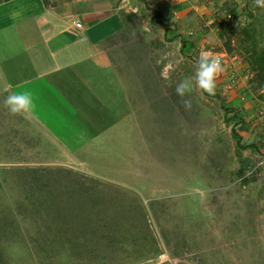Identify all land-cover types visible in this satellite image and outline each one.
Returning a JSON list of instances; mask_svg holds the SVG:
<instances>
[{"label": "rangeland", "instance_id": "1", "mask_svg": "<svg viewBox=\"0 0 264 264\" xmlns=\"http://www.w3.org/2000/svg\"><path fill=\"white\" fill-rule=\"evenodd\" d=\"M199 1L194 4L201 32L190 35L198 36L196 43L206 39L204 50L223 53L224 71L214 96L194 89L185 97L191 99L190 110L182 107L175 87L194 73L200 52L173 38L146 45L132 37L133 66L126 70L134 81L124 89L133 108L124 111L120 96L115 114L101 117L115 124L74 151L75 158L36 146L39 135L30 137L29 125L19 132L0 92V259L6 264H264V88L256 87L239 55L252 39L264 46V7L254 0ZM224 20L240 28L227 26L224 34ZM17 168L27 169L12 171ZM59 168L90 178L92 187L66 189L58 197L50 187L59 207L31 203L27 194L33 192V200L42 189L29 187L36 180L60 181L65 174L55 172ZM37 208L49 215L44 219L47 214ZM107 223L128 226L129 244L121 246L119 236L101 240L99 229L86 230ZM40 224L53 249L48 256L22 244L31 242L27 233ZM14 226L18 234L13 235ZM147 231L152 238L143 237ZM153 248L156 252H149Z\"/></svg>", "mask_w": 264, "mask_h": 264}, {"label": "crops", "instance_id": "2", "mask_svg": "<svg viewBox=\"0 0 264 264\" xmlns=\"http://www.w3.org/2000/svg\"><path fill=\"white\" fill-rule=\"evenodd\" d=\"M196 1L0 0V92L26 90L34 101L33 111L13 115L18 131L29 125L30 137L39 135L36 146L75 158L115 124L101 117L115 114L117 101L125 99L124 111L133 108L124 89L134 81L126 70L132 37L146 45L183 39L184 49L206 51V39L190 35L201 32Z\"/></svg>", "mask_w": 264, "mask_h": 264}, {"label": "trees", "instance_id": "3", "mask_svg": "<svg viewBox=\"0 0 264 264\" xmlns=\"http://www.w3.org/2000/svg\"><path fill=\"white\" fill-rule=\"evenodd\" d=\"M223 26H226V27H223ZM227 26L228 28H230L231 31L233 30H237V28H240V27H237V25H229L225 20L222 21V25L221 27H223V33L226 34L227 33ZM230 26V27H229ZM240 32L242 33H245L250 39H252V34L250 33V31L245 28V27H241V29L239 30ZM229 34V33H228ZM231 42V37L229 35V37L225 40V43L228 45L230 44ZM244 49H245V61L248 63V68L250 69V72L254 75V81L256 82V87L259 89V88H264V46L260 47L257 45V43L255 42V40H251L250 43H248L247 45L244 46ZM228 51H229V48H228ZM233 134L236 138V141H237V145L238 147H243L244 145L242 144L241 142V136L240 134L235 130L233 129ZM27 168H21V169H14L12 171H16V172H19V170H26ZM32 170V172H34L36 169H30ZM11 171V170H10ZM37 174H38V171H35ZM55 172H58V173H64L65 176L64 178H60L58 181L56 178H53L52 183L50 184H44L42 185V182H39L38 180H36L35 182V185L36 186H30L29 188H34V187H40L39 189H42L39 193V195H36L35 199L32 200V197H33V192L31 194H27L28 195V199L29 201H35L37 205L39 204H47V205H52V206H61L59 205L61 201H59L57 199L58 196L62 195V193L68 189V190H72V189H75V188H83V189H87V187L91 188L92 185L90 186L89 184H87L88 180H91L90 178H87L85 176H81L79 175L77 172L69 169V168H59L57 171ZM16 180H17V184H19L20 186H24L25 183L21 182V179H19L18 176H16ZM14 180L15 178L12 177ZM36 179H39V178H36ZM96 183V186H100V185H103V183H101V181H94ZM46 183V182H45ZM50 187H54V190H57L56 192V196H51L52 192H49L48 190H50ZM56 187V188H55ZM46 190V191H45ZM101 200V202L103 201L102 198L99 199L98 201H96L95 203L99 202ZM32 203V202H31ZM39 203V204H38ZM50 208V206L48 207ZM101 210H106L105 208H102ZM132 209H127L125 212L128 213V215H130V217L132 218L131 220L135 221V216L132 214L133 211H131ZM36 213H41L42 214H47L44 219L49 215V212H48V209H39L37 208V210H35ZM37 214V215H38ZM141 214L143 215V220L144 219V211L141 209L140 210V213H139V217L141 216ZM101 215V213H100ZM25 217V216H24ZM22 217V218H24ZM17 227H13V229L10 231L11 233L14 234H18L17 233ZM99 229L100 231V238L101 240H104V239H114L116 237L118 238H122L121 240V246H123L124 244H129L127 240H125V234H127V232L129 231V228L128 226H125L123 227L122 224H115V225H109L108 223L107 224H102L100 227L98 228H86V230H88V232H91L93 233L95 230ZM45 230H46V227L45 225H38V226H35L31 231H28V235H31L30 236V243H27V242H22V244L25 245L26 249H32V250H36L37 253H39L40 251H45L44 253L47 255L46 251H52L51 250V245L50 243L47 242V240H45V238L43 237V235H45ZM7 231H9V228L7 229ZM83 231V229H82ZM93 231V232H92ZM130 232V231H129ZM3 233H4V230H3ZM34 233V235H33ZM131 234H133L132 232H130ZM130 234V235H131ZM148 231L147 233H143V237L144 238H152V235H148ZM42 235V236H40ZM32 236H34L32 238ZM36 236V237H35ZM40 237H43L44 240L40 239ZM40 240V241H39ZM100 240V241H101ZM125 240V241H124ZM27 243V244H26ZM147 242H146V239H144V245H146ZM49 246L50 249L46 250L45 247ZM149 252H156L155 248L151 249ZM52 253V252H51ZM48 256V255H47ZM0 264H6L5 261H3L2 259H0Z\"/></svg>", "mask_w": 264, "mask_h": 264}, {"label": "clouds", "instance_id": "4", "mask_svg": "<svg viewBox=\"0 0 264 264\" xmlns=\"http://www.w3.org/2000/svg\"><path fill=\"white\" fill-rule=\"evenodd\" d=\"M258 7H264V0H254ZM134 36L135 33H132ZM194 73L182 79L175 87V92L181 98V105L185 110H190L192 107L191 99H186L194 89H199L201 95L208 94L214 96L216 92V81L218 76L224 71L222 62L213 53L203 51L199 54L193 64ZM168 78V77H165ZM23 85H18L17 88H23ZM11 89V85H8ZM4 107L12 115H25L33 111L34 101L31 92L29 91H9V94L4 99Z\"/></svg>", "mask_w": 264, "mask_h": 264}, {"label": "built area", "instance_id": "5", "mask_svg": "<svg viewBox=\"0 0 264 264\" xmlns=\"http://www.w3.org/2000/svg\"><path fill=\"white\" fill-rule=\"evenodd\" d=\"M135 11H137V9L135 8ZM228 18H231V15H228L227 16ZM223 20V19H222ZM71 23L75 26V27H78V28H80V27H82V22L79 20V19H77V18H73L72 20H71ZM215 56L217 57V58H219L220 60H221V62H223V60H224V55H223V53H217V54H215Z\"/></svg>", "mask_w": 264, "mask_h": 264}]
</instances>
